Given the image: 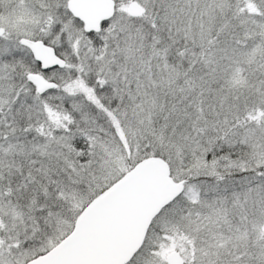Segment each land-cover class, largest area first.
<instances>
[{
	"label": "snow or ice",
	"instance_id": "1",
	"mask_svg": "<svg viewBox=\"0 0 264 264\" xmlns=\"http://www.w3.org/2000/svg\"><path fill=\"white\" fill-rule=\"evenodd\" d=\"M0 264H264V0H0Z\"/></svg>",
	"mask_w": 264,
	"mask_h": 264
}]
</instances>
